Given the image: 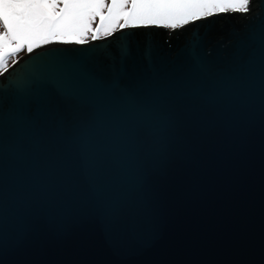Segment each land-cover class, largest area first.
<instances>
[{"label":"water","instance_id":"1","mask_svg":"<svg viewBox=\"0 0 264 264\" xmlns=\"http://www.w3.org/2000/svg\"><path fill=\"white\" fill-rule=\"evenodd\" d=\"M96 41L0 73V264H264V0Z\"/></svg>","mask_w":264,"mask_h":264},{"label":"snow or ice","instance_id":"2","mask_svg":"<svg viewBox=\"0 0 264 264\" xmlns=\"http://www.w3.org/2000/svg\"><path fill=\"white\" fill-rule=\"evenodd\" d=\"M252 5L253 0H0V65L4 75H10L14 69L8 68V59L25 48L32 53L41 44L49 46L50 54L64 48L88 47L86 35L91 33L96 41V33L106 21L110 28L122 20L119 27L126 31L161 26L176 29L190 19L211 17L214 11L230 9L247 15ZM97 18L100 27L93 29ZM105 34H109L107 29ZM53 40L61 43L53 44Z\"/></svg>","mask_w":264,"mask_h":264},{"label":"rangeland","instance_id":"3","mask_svg":"<svg viewBox=\"0 0 264 264\" xmlns=\"http://www.w3.org/2000/svg\"><path fill=\"white\" fill-rule=\"evenodd\" d=\"M105 2H106V3H110L111 0H105ZM229 10H230V9H229ZM190 20H191V19H190ZM190 20H189V21H190ZM119 23H123V21L121 20ZM119 23H117V24H113V25H111L110 28H107V21H106V22H105V27H101V31L98 32V33H96V39L103 38V37H105V36H108V35L114 33L115 31L121 29V28L119 27ZM180 25H181V24H180ZM178 26H179V24H178ZM96 27H100V21H99V18H97V19L95 20V22L92 24V28H93V29H95ZM106 29H107L108 32H109L108 35L105 34ZM0 31H3L2 27H0ZM89 40H92V39H91V33L87 34L86 37H85V41H89ZM41 45H43V44H41ZM34 48H36V47H34ZM25 53H27L26 48L23 49V50H21V51H19L18 53H15L14 56H13V58L8 59V61H7L8 67H10L14 62H16V61H17L20 57H22ZM3 71H4V68H3L2 65H0V73H2Z\"/></svg>","mask_w":264,"mask_h":264},{"label":"bare ground","instance_id":"4","mask_svg":"<svg viewBox=\"0 0 264 264\" xmlns=\"http://www.w3.org/2000/svg\"><path fill=\"white\" fill-rule=\"evenodd\" d=\"M44 45V44H43ZM43 45H40L39 47L43 46Z\"/></svg>","mask_w":264,"mask_h":264},{"label":"trees","instance_id":"5","mask_svg":"<svg viewBox=\"0 0 264 264\" xmlns=\"http://www.w3.org/2000/svg\"><path fill=\"white\" fill-rule=\"evenodd\" d=\"M214 12H216V11H214ZM180 25V24H179Z\"/></svg>","mask_w":264,"mask_h":264}]
</instances>
